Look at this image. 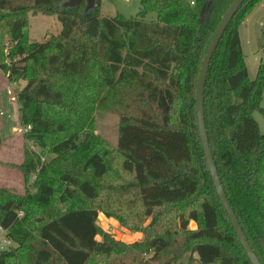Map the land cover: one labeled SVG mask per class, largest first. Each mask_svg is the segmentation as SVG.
<instances>
[{"label":"trees","instance_id":"1","mask_svg":"<svg viewBox=\"0 0 264 264\" xmlns=\"http://www.w3.org/2000/svg\"><path fill=\"white\" fill-rule=\"evenodd\" d=\"M64 1L0 0V24L14 42L10 64L0 66L27 82L19 121L41 149L26 150L22 165L26 180L36 174L33 192L0 187V227L17 244L1 250L0 264H179L187 255L186 264H252L197 124L202 61L233 0H141L130 17L104 15L102 0L89 13ZM260 1L241 5L217 46L205 119L229 201L264 264V133L253 115L264 114V60L251 79L240 35ZM29 11L55 14L62 31L28 39ZM4 42L0 35V54ZM103 108L119 117L116 146L94 133ZM100 213L143 239H116L98 225Z\"/></svg>","mask_w":264,"mask_h":264},{"label":"rangeland","instance_id":"2","mask_svg":"<svg viewBox=\"0 0 264 264\" xmlns=\"http://www.w3.org/2000/svg\"><path fill=\"white\" fill-rule=\"evenodd\" d=\"M101 10L107 16H113L118 12L127 17L135 16L141 11V0H102ZM155 16V13L148 15L150 18ZM28 19L27 36L32 41H44L46 37L57 35L62 31V25L55 14L29 11ZM7 30L8 28L5 25L0 24V35L5 39L4 44L6 45L0 54V64L3 61L6 65L10 64L12 59L10 49L14 43L10 39ZM240 35L249 77L254 79L261 61L264 60V0H261L248 15L240 27ZM14 59H17V57ZM26 84V80L23 79L11 80L9 73L0 66V110L4 112L3 115H0L3 141L0 146V187H5L18 195L33 192V183L36 179V174L29 175L28 180L25 179L22 165L24 164L26 150L41 152L39 146L23 137L24 127H21L19 121L18 94ZM13 98L15 100H12ZM262 106L264 107V90ZM253 115L261 132L264 133V114L261 111H255ZM118 124L119 117L117 114L111 113L105 108L98 109L95 114L94 133L116 146L119 137ZM52 157H54V154L43 155L42 161L50 160ZM103 214H99L98 225L116 239L129 244L143 239L142 232V236L137 237V231L121 225L118 221L113 222L114 220H112L113 223H111L108 219H105L106 215ZM97 238L102 239V236ZM15 247H17V244L13 246V248ZM142 257L145 260L148 259L149 255H143ZM188 257L187 255L183 262L179 264H186ZM150 264L154 263L151 262Z\"/></svg>","mask_w":264,"mask_h":264},{"label":"water","instance_id":"3","mask_svg":"<svg viewBox=\"0 0 264 264\" xmlns=\"http://www.w3.org/2000/svg\"><path fill=\"white\" fill-rule=\"evenodd\" d=\"M98 0H66L64 1L61 6L63 8H73L76 6H79L82 3L86 4L85 12L89 13L97 6ZM246 0H233V2L229 5L225 13L223 14L219 24L217 25V28L213 34V37L206 49L201 70L198 77V84H197V92H196V110H197V124H198V131L205 155L206 162L208 164V167L210 169V173L212 176V180L215 185V189L217 192V195L221 201V204L223 205L226 213L228 214V217L231 221V224L238 235L242 246L244 247L249 259L251 260L252 264H263L258 257L256 251L250 244L243 227L238 219V216L233 209L229 198L227 196V193L225 191V188L223 186L218 167L216 164V161L214 159V155L210 146L209 141V134L206 127V119H205V87L207 82V76L208 71L210 67L211 60L213 58V55L217 49V46L223 37L226 29L229 26V23L241 7V5Z\"/></svg>","mask_w":264,"mask_h":264},{"label":"built area","instance_id":"4","mask_svg":"<svg viewBox=\"0 0 264 264\" xmlns=\"http://www.w3.org/2000/svg\"><path fill=\"white\" fill-rule=\"evenodd\" d=\"M192 3L194 2L192 1ZM12 100H15V98H13ZM3 114L4 112L1 111L0 115H3ZM30 128H31L30 126L24 127V132H27ZM13 246H15V243L12 239H10L7 236L6 229H4L3 227H0V249L6 250V249L13 248Z\"/></svg>","mask_w":264,"mask_h":264},{"label":"crops","instance_id":"5","mask_svg":"<svg viewBox=\"0 0 264 264\" xmlns=\"http://www.w3.org/2000/svg\"><path fill=\"white\" fill-rule=\"evenodd\" d=\"M19 117V116H18ZM103 214V213H102ZM104 215V214H103ZM105 216V215H104ZM105 219H108L109 220V222H111L112 220H114L113 222H116L117 220L116 219H114V218H108V217H106L105 216ZM113 222H111V223H113ZM189 226H192V227H190V228H192V229H195V228H197V224L194 222V221H191V223H190V225ZM137 234V237H141L142 236V233L141 232H137L136 233ZM100 240V239H99Z\"/></svg>","mask_w":264,"mask_h":264}]
</instances>
